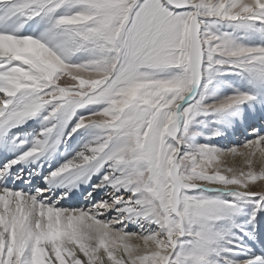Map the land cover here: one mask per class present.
Wrapping results in <instances>:
<instances>
[{"label": "snow or ice", "instance_id": "snow-or-ice-1", "mask_svg": "<svg viewBox=\"0 0 264 264\" xmlns=\"http://www.w3.org/2000/svg\"><path fill=\"white\" fill-rule=\"evenodd\" d=\"M254 240L264 0H0V264H264Z\"/></svg>", "mask_w": 264, "mask_h": 264}, {"label": "bare ground", "instance_id": "bare-ground-1", "mask_svg": "<svg viewBox=\"0 0 264 264\" xmlns=\"http://www.w3.org/2000/svg\"><path fill=\"white\" fill-rule=\"evenodd\" d=\"M197 139L200 142H203V138L202 137H198ZM242 139H243V136H232V137H230V142H238V140H242ZM69 155H71V153H69ZM66 158H67L66 156H61L59 162L63 163L64 159H66ZM82 187H86V186H82ZM77 198L82 200L83 197H79L78 196ZM248 247L251 250V252L254 253V254H257V255L264 254V245H261L256 240L249 242Z\"/></svg>", "mask_w": 264, "mask_h": 264}, {"label": "rangeland", "instance_id": "rangeland-1", "mask_svg": "<svg viewBox=\"0 0 264 264\" xmlns=\"http://www.w3.org/2000/svg\"><path fill=\"white\" fill-rule=\"evenodd\" d=\"M205 131H207V129H205ZM202 137V136H201ZM203 138V137H202ZM216 142H218V143H222L223 142V137L221 138V137H219V138H217V141ZM82 200H83V198H82Z\"/></svg>", "mask_w": 264, "mask_h": 264}]
</instances>
